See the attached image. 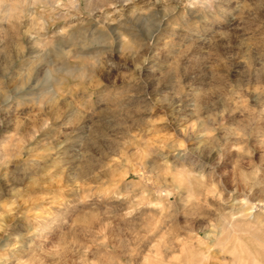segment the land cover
<instances>
[{
  "label": "rangeland",
  "instance_id": "374dc122",
  "mask_svg": "<svg viewBox=\"0 0 264 264\" xmlns=\"http://www.w3.org/2000/svg\"><path fill=\"white\" fill-rule=\"evenodd\" d=\"M0 264H264V0H0Z\"/></svg>",
  "mask_w": 264,
  "mask_h": 264
}]
</instances>
